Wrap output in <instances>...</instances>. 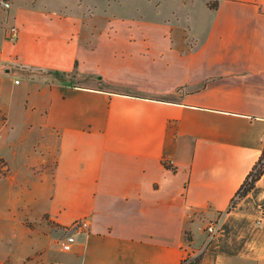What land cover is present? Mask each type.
Wrapping results in <instances>:
<instances>
[{
  "label": "crops",
  "instance_id": "1",
  "mask_svg": "<svg viewBox=\"0 0 264 264\" xmlns=\"http://www.w3.org/2000/svg\"><path fill=\"white\" fill-rule=\"evenodd\" d=\"M204 5L214 19L199 51L190 24L165 20L151 36L142 21L132 39L119 22L113 38L116 22L49 18L43 4L10 12L9 42L0 6V188L44 203L46 230L89 222L67 245L28 228L44 239L31 263L180 264L205 247L199 264H264V173L229 210L264 149V0ZM81 50L101 62L86 65Z\"/></svg>",
  "mask_w": 264,
  "mask_h": 264
},
{
  "label": "rangeland",
  "instance_id": "2",
  "mask_svg": "<svg viewBox=\"0 0 264 264\" xmlns=\"http://www.w3.org/2000/svg\"><path fill=\"white\" fill-rule=\"evenodd\" d=\"M0 1V6L1 2ZM11 7L6 14L9 16V22L13 23L10 18V12H19V10H24L30 7L35 8L36 5L39 7L43 4L45 9V17H53L51 11H55L54 14L61 16L63 18H77L82 22H87L91 24L90 21L103 22L104 20H110L116 22L118 26L112 25L110 27L112 37L116 38L121 36L120 23L127 22L130 23L128 27L130 32L128 37L135 39L138 31L135 26L139 22H148L149 24L141 25L144 30H147L150 35L155 36L160 33L162 27L159 24L163 22L172 20V30L183 29L187 31L190 28L193 33L198 36L199 47L198 51L207 43L208 36V24L214 19L213 12L208 10L204 1L206 0H7ZM196 1V2H195ZM208 1V0H207ZM190 2H194L189 4ZM211 1L210 3H213ZM2 7V6H1ZM32 8V9H33ZM192 8V12L189 17H186V9ZM51 9V10H50ZM190 19V20H189ZM104 24V23H97ZM159 25V26H158ZM107 28V27H105ZM91 29V28H89ZM97 29V28H96ZM98 29H104L102 26ZM124 29V28H123ZM132 29V30H131ZM140 29V28H139ZM138 29V30H139ZM136 31V32H135ZM180 32V31H178ZM173 33V32H172ZM54 38H49L45 36L43 40L45 44H51L58 47V41H51ZM43 43V42H42ZM191 43H187L190 45ZM81 56L86 65H94L100 63L101 59L94 54H87L85 51L81 50ZM185 50L181 51L180 54L184 53ZM24 58L27 61L34 59L32 55L24 54ZM183 59V60H182ZM178 60L179 66L177 68L183 69L189 65L187 61H184V57ZM14 79L22 81L19 88L22 87L24 81L21 76L13 75ZM98 76H87L82 81L79 76L73 80V83L80 84L84 81L93 80L96 81ZM98 82V81H97ZM64 85V84H63ZM98 86V85H97ZM99 87V86H98ZM39 88L32 85L29 88V92L32 98H41L38 93ZM41 92V91H40ZM122 93V92H119ZM19 117V115H18ZM13 165L19 167L20 161H12ZM0 173L5 170L3 164L0 162ZM42 202L36 201L31 202L28 197L23 194L22 196H14L8 194L7 189L0 188V260L7 255L11 254L17 261H19L25 255H30L29 257L22 259V264H35L30 262L35 258V252L40 249V246L44 243V239H39L35 233L29 232V229L37 230V235L41 236V233L48 234L54 237L55 242H59L65 236L71 234L68 232V228H58L56 229L52 226V230L45 229V219L38 220L43 209ZM28 219H24L25 217ZM38 220V221H37ZM29 228V229H28ZM70 231V230H69ZM38 263V261H35ZM4 264H9L8 262ZM42 264H46L44 261Z\"/></svg>",
  "mask_w": 264,
  "mask_h": 264
},
{
  "label": "built area",
  "instance_id": "3",
  "mask_svg": "<svg viewBox=\"0 0 264 264\" xmlns=\"http://www.w3.org/2000/svg\"><path fill=\"white\" fill-rule=\"evenodd\" d=\"M1 8L3 12L7 13L11 7L10 3L8 1H2L1 2ZM3 25H4V31H5V39L9 42H15L18 38L19 35V29L18 27L9 22V16L7 15L5 19L3 20ZM18 83V81H16ZM0 141H1V136H0ZM168 167H170L169 164H166ZM251 179V175L248 176L247 181ZM243 188V187H242ZM238 194L235 195L233 198L230 206L235 202L237 199ZM219 220L215 222H210L205 231L207 233V239H206V244L205 246L213 239V237L218 233L219 231ZM70 230V231H69ZM89 230V222L87 219H79L76 220L68 229V232H72L71 234L65 236L62 241L63 245L70 244L74 241L75 234H85ZM205 248V247H204ZM203 249L201 250H187L185 253V256L183 260L180 262V264H199V258L203 252Z\"/></svg>",
  "mask_w": 264,
  "mask_h": 264
},
{
  "label": "trees",
  "instance_id": "4",
  "mask_svg": "<svg viewBox=\"0 0 264 264\" xmlns=\"http://www.w3.org/2000/svg\"><path fill=\"white\" fill-rule=\"evenodd\" d=\"M3 1H7V0H3ZM207 6H208L209 9L213 10V9H215L217 7V2L214 1L213 3H208ZM263 173H264V149H263V152H262L259 160L257 161L255 166L253 167V169L249 173V175H251V179L249 181H247V178L249 176L248 175L247 178L245 179L243 185L241 186V188L237 192V194H238L237 199L230 206L229 210L233 209L236 206V204L238 203L239 200L244 198L249 192H251V190H253V188L255 187L256 182L263 175ZM263 212H264V206H263Z\"/></svg>",
  "mask_w": 264,
  "mask_h": 264
}]
</instances>
